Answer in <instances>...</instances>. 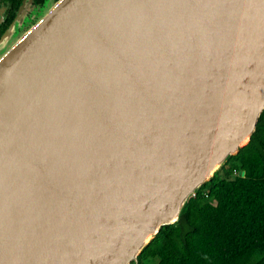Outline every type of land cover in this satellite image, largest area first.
Instances as JSON below:
<instances>
[{"label":"water","instance_id":"obj_1","mask_svg":"<svg viewBox=\"0 0 264 264\" xmlns=\"http://www.w3.org/2000/svg\"><path fill=\"white\" fill-rule=\"evenodd\" d=\"M44 6L0 38V264H138L255 132L264 0Z\"/></svg>","mask_w":264,"mask_h":264},{"label":"trees","instance_id":"obj_2","mask_svg":"<svg viewBox=\"0 0 264 264\" xmlns=\"http://www.w3.org/2000/svg\"><path fill=\"white\" fill-rule=\"evenodd\" d=\"M3 1L5 28L21 0ZM138 264H264V110L248 144L196 189L177 222L162 226Z\"/></svg>","mask_w":264,"mask_h":264},{"label":"flooded vegetation","instance_id":"obj_3","mask_svg":"<svg viewBox=\"0 0 264 264\" xmlns=\"http://www.w3.org/2000/svg\"><path fill=\"white\" fill-rule=\"evenodd\" d=\"M23 2H25V10L27 11V14H28L27 15V20L28 19H31L32 15H36L37 16L38 13H39V11H41L43 9V6H44L43 4L40 5V6L39 5H36L34 3V0H21L19 2V5L17 6V9L14 12L13 18L8 23V25L5 28H3V25H5V23L7 21V17L9 16V3H8V1L0 0V13L2 14V17L4 19L3 21L0 22V38H1L4 30L9 26V24H11V22L13 21V19L16 17V14L18 13L19 9L21 8ZM1 29H3V31H1Z\"/></svg>","mask_w":264,"mask_h":264},{"label":"rangeland","instance_id":"obj_4","mask_svg":"<svg viewBox=\"0 0 264 264\" xmlns=\"http://www.w3.org/2000/svg\"><path fill=\"white\" fill-rule=\"evenodd\" d=\"M46 11V7L43 6V9L41 11H39L38 15H32L31 19H28L25 24L23 25V27L19 30V32L17 33V35L15 37H13L10 42L7 44V47L17 38L19 37V35H21L29 26H31L33 23H35L41 16L42 14ZM28 15V14H26ZM31 21V22H30Z\"/></svg>","mask_w":264,"mask_h":264}]
</instances>
